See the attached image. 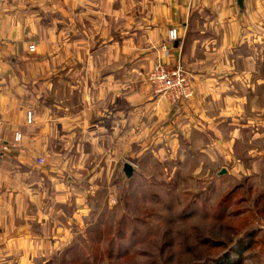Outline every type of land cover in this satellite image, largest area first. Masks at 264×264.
Masks as SVG:
<instances>
[{
	"label": "crops",
	"instance_id": "0c3cea01",
	"mask_svg": "<svg viewBox=\"0 0 264 264\" xmlns=\"http://www.w3.org/2000/svg\"><path fill=\"white\" fill-rule=\"evenodd\" d=\"M237 1L0 0V119L5 139L22 134L0 156V264L35 263L82 231L93 186L79 173L123 172L127 150L133 167L198 157L206 171L242 166L239 143L261 139L264 159V0ZM156 62L188 71L187 106L140 81Z\"/></svg>",
	"mask_w": 264,
	"mask_h": 264
},
{
	"label": "rangeland",
	"instance_id": "374dc122",
	"mask_svg": "<svg viewBox=\"0 0 264 264\" xmlns=\"http://www.w3.org/2000/svg\"><path fill=\"white\" fill-rule=\"evenodd\" d=\"M146 75L140 81L151 86ZM135 82L127 76L128 85ZM262 143H239L238 168L229 162L205 171L193 157L180 166L136 163L130 177L79 173L93 186L89 220L32 264H264V159L256 155ZM246 148L255 151V170L244 167ZM41 158L38 164L47 163Z\"/></svg>",
	"mask_w": 264,
	"mask_h": 264
},
{
	"label": "built area",
	"instance_id": "2783aa9c",
	"mask_svg": "<svg viewBox=\"0 0 264 264\" xmlns=\"http://www.w3.org/2000/svg\"><path fill=\"white\" fill-rule=\"evenodd\" d=\"M178 39L176 28L169 29L167 33V41L172 42ZM167 50L166 45L161 48ZM147 80L153 87V90L158 95L165 96L170 103L178 106H186L193 98L194 91L191 83V76L188 71L180 63L168 65L161 62L156 64L148 71ZM34 113L28 109L25 113V124L32 125L34 123ZM4 124L0 119V156L5 157L11 151L18 148L22 141L20 131H15L11 139L3 137ZM38 162L42 163L43 159L38 157Z\"/></svg>",
	"mask_w": 264,
	"mask_h": 264
},
{
	"label": "water",
	"instance_id": "95a60500",
	"mask_svg": "<svg viewBox=\"0 0 264 264\" xmlns=\"http://www.w3.org/2000/svg\"><path fill=\"white\" fill-rule=\"evenodd\" d=\"M237 2L239 6H242V0H238ZM133 171H134L133 166L130 163L128 162L124 163L123 173L125 174L126 177H130L133 174ZM219 173L220 174L226 173V170L222 169Z\"/></svg>",
	"mask_w": 264,
	"mask_h": 264
},
{
	"label": "trees",
	"instance_id": "16d2710c",
	"mask_svg": "<svg viewBox=\"0 0 264 264\" xmlns=\"http://www.w3.org/2000/svg\"><path fill=\"white\" fill-rule=\"evenodd\" d=\"M223 257L225 258V255H223L222 258H223ZM215 262H216V260H215ZM211 263H212V262H211ZM197 264H203V263H197ZM206 264H209V263H206Z\"/></svg>",
	"mask_w": 264,
	"mask_h": 264
}]
</instances>
